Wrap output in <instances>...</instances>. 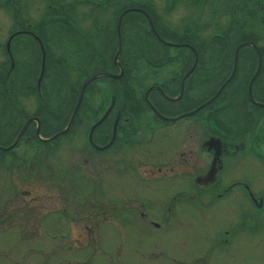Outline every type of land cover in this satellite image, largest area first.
<instances>
[{
    "label": "flooded vegetation",
    "instance_id": "flooded-vegetation-1",
    "mask_svg": "<svg viewBox=\"0 0 264 264\" xmlns=\"http://www.w3.org/2000/svg\"><path fill=\"white\" fill-rule=\"evenodd\" d=\"M0 29L7 32L0 41V129L14 130L2 147L29 119L40 122L35 114L47 113L46 101L60 98L50 114L55 123L71 110L65 128L80 89L100 77L85 88L63 135L75 130L82 136L78 166L98 180L94 194L103 173L120 189L109 191L115 201H97L131 210L123 222L140 241L168 236L164 229L181 221L180 209L211 221L210 235L192 236L202 247L198 255L176 264H231L264 251V0H0ZM98 80L109 81L105 99ZM34 98L36 111L27 117L32 107L24 99ZM16 118L23 121L14 129ZM40 128L41 122L39 134ZM35 129L30 123L12 150H0L13 188L20 186L21 157L8 153L20 141L38 143ZM69 174L62 179L71 188ZM117 199L125 201L117 206ZM34 205L38 211L45 206ZM22 209L30 208L13 201L4 206L0 226L19 227ZM66 219L79 233L67 227L53 237L67 246L86 244L91 257L101 254L111 264L100 228L95 233L80 212Z\"/></svg>",
    "mask_w": 264,
    "mask_h": 264
},
{
    "label": "rangeland",
    "instance_id": "rangeland-1",
    "mask_svg": "<svg viewBox=\"0 0 264 264\" xmlns=\"http://www.w3.org/2000/svg\"><path fill=\"white\" fill-rule=\"evenodd\" d=\"M155 1L157 2V0ZM6 36L7 32L0 29V41H3ZM109 85L107 80L96 82L95 88L98 90L100 98L107 97ZM59 99L55 100L60 102ZM55 100L46 101L47 104H44L45 112L48 115V130L64 128L62 120L58 119L57 123H54L49 117L55 108ZM24 102L32 107L30 113H26L29 117L35 113L34 107L38 103L36 98L24 99ZM22 121L23 119L16 118V122L12 123L14 126L12 128H17ZM2 124L4 121L1 120L0 126ZM48 130H46L47 133L52 132ZM13 131L6 133L4 129H0V146L9 143ZM24 141H20L16 149L8 153L10 157L12 154L21 157V162H17L21 169L20 186L13 188L11 186L13 173L11 171L7 173L5 166H0V210L2 211L3 207L12 201L20 202L22 207L27 205L30 209H25V212L22 209L21 218L24 221L20 223L19 227H5L0 232V264H110L109 259L104 258L101 254H96L94 258L91 257V248L86 244L82 246L68 242L69 246H67L60 237H53L55 234L65 233L67 227H74L72 233H79V228L76 225H68L66 219L71 214L75 215L78 212L84 218L85 225L92 228L95 233L98 234V228H100L102 249L106 252H113L111 264H176V260L181 261L184 257H191L193 253L200 252L202 247L194 243L193 234L207 236L212 233L213 224L211 221L210 223L199 221L192 209L184 208L178 211L181 221L169 231L167 228L164 229L166 231L163 233L169 234L164 239L136 240L131 236L134 233L131 226L125 225L123 222L124 219L131 217V210L121 206L120 202L125 200H116V205L121 206L116 210L111 207L107 208L103 199L97 201V197L115 201V198L109 193L120 192L117 186L115 188L111 186V181L108 183V173L100 174L101 188L98 196V194H94L96 188L94 182H98V180L94 181L88 169L84 171L78 166L80 163L77 160V152L83 138L77 134V131L72 130L69 135L62 136L53 142L37 143L34 141L32 144L26 145L28 142L23 143ZM69 172H72L75 180ZM82 173L87 176L85 182L82 181L83 183L78 180ZM68 174L71 188L62 179V176H68ZM51 182L54 186H50ZM118 183L125 185L124 180H118ZM140 189L138 188V191ZM13 192L17 193L15 198L12 195ZM27 192H31V194H27ZM38 201L45 204L41 211H38L34 205ZM64 204H68L66 218L62 209ZM221 217L214 216L219 219ZM109 220L114 221L115 225L107 222ZM224 223L225 220H223ZM55 227L57 228L55 229ZM138 232H142V226L138 227ZM151 234L159 233L152 231ZM227 263L230 264L228 261ZM231 264H264V251L259 248L253 256L243 254L237 263L232 262Z\"/></svg>",
    "mask_w": 264,
    "mask_h": 264
},
{
    "label": "water",
    "instance_id": "water-1",
    "mask_svg": "<svg viewBox=\"0 0 264 264\" xmlns=\"http://www.w3.org/2000/svg\"><path fill=\"white\" fill-rule=\"evenodd\" d=\"M42 70H43V66H42ZM255 77H256V75L254 76V78H255ZM97 78H100V77H95V78H93V79L87 81V82L83 85V87L80 89V91H79V95H78V98H77V102H76V104H75V107H74V109H73V111H72V113H71V116H70L69 122H68L67 126L65 127V129H63L62 131L56 133L55 135H53L52 137H50V138H48V139H43V138L40 136V134H39V126H40V122H39V120H38L37 118L29 119V120L24 124V126H23L22 129H21V131L17 134V136H16V138L14 139L13 143H12L9 147H5V148L0 146V150H1V151H4V152H7V151H9V150H12V149L16 146V144H17V142L19 141V139H20V138L22 137V135L24 134V132H25V130L27 129L28 125H29L30 123H32V122H35V123L37 124V129H36L35 135H36L37 139H38L40 142H51V141L55 140L56 138L65 135V134L68 132V130L70 129V127H71V125H72V123H73V121H74V118H75L76 113H77V111H78L79 105H80L81 100H82V98H83V94H84V90H85V88H86V87H87V86H88L93 80H95V79H97ZM254 78L252 79V81H251V83H250V86H249V93H250V95H251V88H252V83H253ZM196 112H197V111H196ZM194 113H195V112H194ZM191 115H192V114H191ZM186 116H190V115H186ZM174 120H176V119H174ZM102 121H103V120H102ZM102 121H100V122H98L97 124H95L94 126H92V128H91V130H90V135H89L90 139H91V135H92L93 131L95 130V128H96V127H97ZM114 138H115V131H114V135H113V137H112V140H111V142L109 143L108 146L111 145V143L114 141Z\"/></svg>",
    "mask_w": 264,
    "mask_h": 264
},
{
    "label": "trees",
    "instance_id": "trees-1",
    "mask_svg": "<svg viewBox=\"0 0 264 264\" xmlns=\"http://www.w3.org/2000/svg\"><path fill=\"white\" fill-rule=\"evenodd\" d=\"M81 84L82 83H78V85H77V87H76V96H77V93H78V89L80 88V86H81ZM76 96L74 97V101H75V99H76ZM41 101H42V104H43V102H44V99L42 100L41 99ZM41 110H43V109H40V111H38L36 114H35V116H41L40 117V122H41V128H40V134L44 137V138H48V137H50V136H52L53 134H55V133H57V132H59L60 130H62V129H59V130H57V129H55V128H53L52 130H48V125H47V121H48V115H47V113H43ZM70 112H71V110H69V112L67 113V115H64V119H63V117H62V115H60L59 114V117H54L55 118V120H58V118H62L63 120H64V122H63V127L66 125V123H67V121H68V118H69V114H70ZM51 114V113H50ZM49 114V117H52V115H50ZM54 115V114H53ZM42 117H43V119H42ZM54 123H55V121H54ZM74 125H75V123H74ZM73 125V126H74ZM46 130H48V131H52V132H46ZM2 216V214L0 213V217ZM5 227H11V226H8V225H6V226H0V232L5 228Z\"/></svg>",
    "mask_w": 264,
    "mask_h": 264
}]
</instances>
